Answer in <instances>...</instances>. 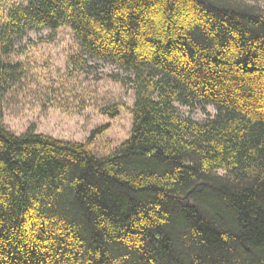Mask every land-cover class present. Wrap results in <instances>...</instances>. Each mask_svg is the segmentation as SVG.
Instances as JSON below:
<instances>
[{
	"label": "trees",
	"instance_id": "16d2710c",
	"mask_svg": "<svg viewBox=\"0 0 264 264\" xmlns=\"http://www.w3.org/2000/svg\"><path fill=\"white\" fill-rule=\"evenodd\" d=\"M264 0H24L0 23V122L29 31L125 73L131 136L98 157L0 124V264H264ZM212 106L204 121L184 116ZM118 111L113 109L111 116ZM101 132V131H100Z\"/></svg>",
	"mask_w": 264,
	"mask_h": 264
},
{
	"label": "rangeland",
	"instance_id": "374dc122",
	"mask_svg": "<svg viewBox=\"0 0 264 264\" xmlns=\"http://www.w3.org/2000/svg\"><path fill=\"white\" fill-rule=\"evenodd\" d=\"M23 3L0 0V23L11 7ZM253 5L264 7V3ZM12 62L20 67L22 79L5 99L0 122L11 133L22 135L33 129L37 134L81 143L98 157L109 156L129 140L135 95L116 79L125 73L86 56L69 28L29 31L16 45ZM179 108L197 121L216 113L212 106ZM113 109L118 111L114 117Z\"/></svg>",
	"mask_w": 264,
	"mask_h": 264
}]
</instances>
